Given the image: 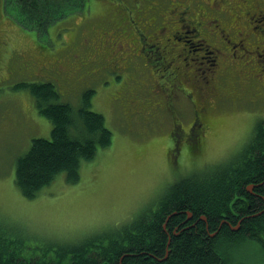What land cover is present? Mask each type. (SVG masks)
<instances>
[{
	"label": "rangeland",
	"instance_id": "obj_1",
	"mask_svg": "<svg viewBox=\"0 0 264 264\" xmlns=\"http://www.w3.org/2000/svg\"><path fill=\"white\" fill-rule=\"evenodd\" d=\"M132 1L91 0L87 12L76 8L47 34L25 29L1 1L0 29L7 44L0 47V239L15 233L11 238L22 242L25 257L54 256V247H73L121 231L155 210L180 179L232 166L255 125L264 120V98L247 82L262 75L254 62L255 40L264 39V12L260 22L253 15L258 0H247L251 13L241 22L235 6L216 0H165L168 5L162 8L157 0ZM133 7L131 24L126 12ZM149 12H156L157 20ZM148 25L162 29L155 42L143 46L137 41ZM229 30L237 34V53L247 58L250 69L246 76L241 72L245 61L240 66L225 61L218 79L221 66H212L215 53L205 51L199 40L208 34L209 44L225 49L218 38L222 42ZM45 82H52L60 101L74 109L84 92L93 90L91 108L105 117L113 144L82 165L77 184L68 185L61 177L28 199L15 183L16 161L34 138L51 137L52 124L38 112L29 88L21 85ZM206 91L202 103L211 109L205 126L198 128L192 146L183 141L180 152V133H173L178 125L188 130L193 104ZM228 252L230 264H264L258 242L247 240L238 251Z\"/></svg>",
	"mask_w": 264,
	"mask_h": 264
},
{
	"label": "trees",
	"instance_id": "obj_2",
	"mask_svg": "<svg viewBox=\"0 0 264 264\" xmlns=\"http://www.w3.org/2000/svg\"><path fill=\"white\" fill-rule=\"evenodd\" d=\"M157 1L161 8L169 2ZM89 2L91 5V0H5V7L25 29L47 34L53 25L70 19L76 8L87 12ZM150 13L157 20L156 12ZM135 14L134 7L127 9L131 24ZM21 87L29 88L38 112L52 124L51 137L34 138L16 161L15 183L24 197L35 199L61 177L68 185L77 184L82 165L93 162L101 150L113 144V132L105 117L91 108L93 90L85 91L81 105L74 109L60 101L52 82ZM244 150L232 166L212 174H191L170 186L155 210L109 237L54 247V256L36 258L25 257L22 242L12 239L15 233H10L9 238L0 239V264H230L228 249L238 251L247 240L264 248L263 120L255 125Z\"/></svg>",
	"mask_w": 264,
	"mask_h": 264
},
{
	"label": "flooded vegetation",
	"instance_id": "obj_3",
	"mask_svg": "<svg viewBox=\"0 0 264 264\" xmlns=\"http://www.w3.org/2000/svg\"><path fill=\"white\" fill-rule=\"evenodd\" d=\"M2 0H0V24H1V17L3 16L2 12H3V6L1 3ZM218 4L221 3H227L228 5H232L235 6L237 8L236 12V18L237 21L241 22L240 19L242 18V16L244 14H250L251 11L247 10V0H216ZM260 5H255L254 6V14L256 15L255 17V21L260 22L261 18H262V13L264 12V7H262V5H264V0H258ZM120 2H123V0H120ZM221 11L222 12H227V11H223L222 7H221ZM4 19L8 20V18L4 17ZM236 21V22H237ZM234 22V21H233ZM154 27V25H148L143 31H141V39L139 40V43H141L143 46L147 44L148 41H152L155 42V35L161 31L162 28H159L157 30H153L151 27ZM256 29H259L258 25H255ZM195 31H198L197 29H194L193 33ZM225 30L222 29L220 32H224ZM147 32H149V36H147ZM239 34V33H238ZM237 35V34H235ZM234 34L229 33L228 35L223 34L221 36V38H223V41L220 42V38H218V43L219 44H224L227 47L225 49L222 48H214L211 44H209V39L211 38L210 35L207 34L206 37H204V39L199 40V42H201L202 46H206V48L204 49L205 51L208 50L209 48H211L214 53H215V59H214V63L212 64L213 68H217L219 67V65L221 66V73L220 74H215V76H217V78L219 79L221 77V75L224 73V65H225V61L228 62L229 66H236L239 65L240 62H244V65L241 66V72L243 74L247 75V69H250L249 67H247V62L246 59L247 58H242L243 56H240V53H237V43H235V39L233 38L235 36ZM5 33L2 31V29H0V47L4 48V46L7 44L6 39H4ZM215 37H219V34H216ZM169 40V39H168ZM257 46H256V60L254 61L255 63H257L258 67H262L261 68V72H264V57H263V53L264 52V39L262 38H257L256 40ZM157 42V41H156ZM155 46L159 49L158 46L156 45H152ZM202 51V49H201ZM258 52L262 53L259 54ZM221 55H223L222 57H220ZM159 59H163L162 56H159ZM252 58H250L251 61ZM164 60V59H163ZM196 61V59H195ZM240 66V65H239ZM214 73H217V70H214ZM256 76V75H255ZM248 81H250L251 79H247ZM258 81V80H257ZM209 83V81H208ZM259 85H263V83L261 81H258ZM210 94H214L213 92H211ZM206 95H208L207 91L206 93H202L200 95V102L199 103H194L193 107H194V112H193V118H192V124L190 125V127L188 128V130H184V128L182 127L183 125H178V127L176 128V131L173 133V136H176L177 131L180 133L178 134L177 138L178 140H176V143L178 145V151L181 152V148L180 146L186 142L188 145L192 146V141L193 138L197 137V131L198 128L204 127L205 123H206V117H208L209 111L211 109L210 105L208 103H202L205 102V97ZM200 132V131H199ZM185 146V145H184Z\"/></svg>",
	"mask_w": 264,
	"mask_h": 264
}]
</instances>
